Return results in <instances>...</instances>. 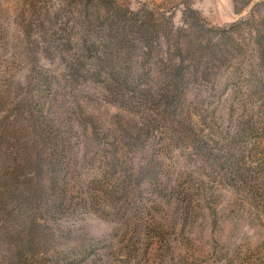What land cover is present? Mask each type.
Masks as SVG:
<instances>
[{
    "label": "rangeland",
    "instance_id": "374dc122",
    "mask_svg": "<svg viewBox=\"0 0 264 264\" xmlns=\"http://www.w3.org/2000/svg\"><path fill=\"white\" fill-rule=\"evenodd\" d=\"M0 264H264V0H0Z\"/></svg>",
    "mask_w": 264,
    "mask_h": 264
}]
</instances>
